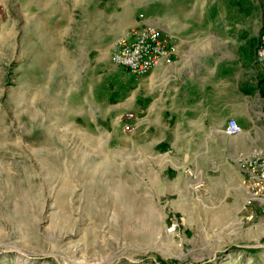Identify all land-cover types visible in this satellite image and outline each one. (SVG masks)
Wrapping results in <instances>:
<instances>
[{"label":"rangeland","instance_id":"1","mask_svg":"<svg viewBox=\"0 0 264 264\" xmlns=\"http://www.w3.org/2000/svg\"><path fill=\"white\" fill-rule=\"evenodd\" d=\"M144 20L187 48L230 38L264 116V0H0V264H264L239 136L124 130L134 79L113 54Z\"/></svg>","mask_w":264,"mask_h":264},{"label":"crops","instance_id":"2","mask_svg":"<svg viewBox=\"0 0 264 264\" xmlns=\"http://www.w3.org/2000/svg\"><path fill=\"white\" fill-rule=\"evenodd\" d=\"M207 41L200 40L190 48L174 41L178 52L171 64L139 79L132 76L136 111L133 133L140 134L146 128L157 134L164 130L157 140H165L169 120H178V124L194 127L197 132L196 136L193 132L180 136L186 141L231 140L234 137L225 134V127L230 119H236L244 126L238 138L244 148L264 149V116L254 115L260 108L261 94L252 81L246 80L250 78V65L227 47L230 38H218V46L212 48L207 45L214 43Z\"/></svg>","mask_w":264,"mask_h":264},{"label":"built area","instance_id":"3","mask_svg":"<svg viewBox=\"0 0 264 264\" xmlns=\"http://www.w3.org/2000/svg\"><path fill=\"white\" fill-rule=\"evenodd\" d=\"M144 18V16H142ZM178 52L173 37L153 22L145 21L141 26L123 35L116 42L113 60L124 67L135 79L146 76L153 69L172 63ZM256 63L264 73V32L260 35L256 53ZM134 113L126 114L124 130L133 133ZM243 132L236 119H230L225 134L231 137ZM241 184L247 194L246 206L257 205L264 216V149H256L238 160ZM192 174V171H189Z\"/></svg>","mask_w":264,"mask_h":264},{"label":"trees","instance_id":"4","mask_svg":"<svg viewBox=\"0 0 264 264\" xmlns=\"http://www.w3.org/2000/svg\"><path fill=\"white\" fill-rule=\"evenodd\" d=\"M165 264V263H164Z\"/></svg>","mask_w":264,"mask_h":264}]
</instances>
